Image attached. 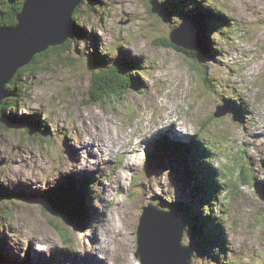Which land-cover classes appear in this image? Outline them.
Returning <instances> with one entry per match:
<instances>
[{
    "label": "clouds",
    "instance_id": "clouds-1",
    "mask_svg": "<svg viewBox=\"0 0 264 264\" xmlns=\"http://www.w3.org/2000/svg\"><path fill=\"white\" fill-rule=\"evenodd\" d=\"M20 2L24 11L28 0ZM156 2L164 5L166 0ZM202 4L230 20L208 34L214 58L201 59L197 50L195 56L171 48L165 54L163 47L174 41L172 34L184 21L179 15L165 19L153 10V0L95 4L79 0L75 8L81 6L85 14L74 15L73 10L72 19L77 27L99 36L98 49L109 58L107 66L90 68L89 56L96 47L87 38L69 36L62 41L68 44L59 56L50 52L38 62V70L16 77L10 89L19 92L10 95L13 104L0 110L20 115L39 112L51 134L16 131L27 126L0 127V184L31 183L46 191L62 173L95 171L89 189L99 212L89 226L77 228L48 208L42 216L40 201L0 198V232L7 234L11 245L20 246L21 257L31 242L48 256L61 248L91 253L104 264H145L139 254L144 211L149 206L170 211L161 201L172 204L177 199L170 168L151 174L146 170L145 142L174 124L176 131L194 136L208 151L205 162L216 169L220 185L201 210L223 227L226 251L215 247L218 259L193 254L201 264H264V197L257 190V181L264 182V0H202ZM19 24L20 19L0 28ZM121 48L140 60L138 68L118 71L113 61ZM102 70H114L120 82L94 96L96 78L105 74ZM136 75L146 87L131 86L130 77ZM226 99L246 105L243 121L232 111L217 115ZM66 138L81 149L79 161L67 153ZM85 145L93 146L94 156ZM53 215L68 225L71 243L66 242L68 236L48 230L46 220ZM180 245L191 246L188 226Z\"/></svg>",
    "mask_w": 264,
    "mask_h": 264
},
{
    "label": "rangeland",
    "instance_id": "rangeland-1",
    "mask_svg": "<svg viewBox=\"0 0 264 264\" xmlns=\"http://www.w3.org/2000/svg\"><path fill=\"white\" fill-rule=\"evenodd\" d=\"M154 1H156V0H154ZM173 1L177 2V4L179 1H184L185 6H188L192 0H173ZM98 2H102V0H90V3H92V4H95ZM171 2H172V0H166V3L164 5H162L163 6L162 9L169 13L170 18L172 15H179L183 18V21H184L187 18V16H186L187 13H185V11L182 9V7H180L179 5H176V3H173L174 4V6H173ZM150 7H151V5H150ZM167 7H169V9H168L169 11L166 9ZM7 9L8 8H4L3 13H5V11H7ZM84 14L85 13H83L81 11V6H79V15H84ZM156 15L159 18V15L158 14H156ZM219 16L215 15L211 21L210 20L208 21V24H209L211 31L215 30L216 28H218L222 25L230 24L229 21H227L224 18L219 17ZM193 25L194 24L192 23L190 25V27L193 28ZM194 27H195V25H194ZM83 30L86 34V38L91 41L90 46L96 47V51L91 53L89 56L90 68H96L97 65H102V64H103V66H107V64L110 62L109 58L107 56L101 55L99 52V49H98V43H99V39H100L99 36L95 32L88 33L85 29H83ZM195 31H196V29H195ZM189 32H191V31H189ZM193 38L195 39L196 37L193 36ZM205 39H206L207 47H208V45H210V42L208 44L207 37H205L204 40ZM201 40H202V38H201ZM145 43L147 44V42H145ZM201 44H202V42H201ZM202 46L203 45H201L197 49L202 48ZM205 46H206V43H205ZM169 48H171L175 52H179L175 48L168 47V46L163 47V52L165 54H167ZM97 53L100 54V56H97ZM53 55L59 56L57 54H53ZM215 55H216V52L214 51L210 54L205 55L204 59L214 58ZM96 56L102 57L104 59V61L99 63V64H96V62L93 61V58H97ZM123 61L133 63L135 65V68H138L140 66V60L138 58L133 57L129 51L121 48L119 57L115 61H113V63L121 66L120 64ZM36 69L38 70V66L36 67ZM133 77L134 78H132V79L136 83V87H134V88L139 89L141 87H146V84L141 77H139L138 75L133 76ZM7 93H8V90H7ZM223 106L226 108L227 112L232 111L235 114L236 119H239L241 121L244 120L245 113L247 112V108H246L245 104H243V103L237 104L233 100L231 103L230 99H226ZM221 108L222 107L218 108V110L220 111ZM5 112L7 115L10 114V111H8V110ZM13 112L17 113L15 111H13ZM34 114L39 116V119L41 122H44L41 119V114L39 112H36ZM14 126L24 127L25 125L24 124H19V125L16 124ZM4 128H7V127H4ZM16 131L21 132V134H26L29 131L30 132L33 131L32 133H35V132H39L40 130L36 126L31 125V128H29V129H26V128L25 129H16ZM50 134H51V130H50V127H48L46 135H50ZM37 135H38V133H37ZM184 142H186V144H188V143H190V144L199 143V141L194 136L182 135L181 133L176 131L175 126H169L165 129L158 131L151 139H149L145 142L146 143V155L150 151L151 146H154L155 148L158 147L157 152H156L154 158L152 159V161L147 162L148 161V159H147L146 170L148 171V173L151 174L153 172L158 173V172L162 171L163 169L170 168L171 169V179L177 188V199L180 198L179 200L176 199V201L174 203L175 204L176 203H182L183 205H187V204H189V202L192 201L193 202L192 205L195 206V209H194L195 213L198 214L201 212L204 219L208 220L209 216H205L201 210L202 209L201 206H203V205H200L202 196L197 195L195 192V188H196L195 179L193 177H191L192 179H188L187 177H189V176L183 174L185 170L182 168V165L180 164L181 162H179V163L175 162L177 160L172 158L169 155V152L163 150V149H167V148L171 150L170 147H172V149H173L174 146H177V144H181ZM157 143H161V145L158 146ZM84 147L89 148V155L90 156L95 155L91 151V147H93V146L85 145ZM65 148H66V151L72 160L79 161L81 149L76 148L71 143L70 139H68V138L65 139ZM206 152H207V150L205 148H203L202 153H200L198 151L194 152V149H193V153H191V154L194 155L196 158L195 159V165H197V163H202V161L204 160L202 155H201L202 158L201 157L197 158L196 154H203ZM109 163H111V162H109ZM253 163H254V161H253ZM195 165L193 163H189L188 164L189 170H193ZM214 170H216V169H214ZM97 171H99V168H97ZM68 176H70L71 179H73V178H77V179L87 178L90 180V184H91L96 179V172L95 171H89V170L85 169V170H81V171L74 170L69 174H63L62 173L60 178L56 181V184L62 182L63 179H65ZM210 178H212V177H210ZM184 179L191 180V182L189 181V184L187 185V184L181 182ZM192 182H193V184H192ZM191 186H193V187H191ZM7 187L12 191L10 194V197L8 195L7 198L20 197V198H23L26 200H31V201H35L34 199H39L41 201L45 200L42 197V194L44 193L45 190L36 189L32 186L31 183L18 182L15 184H11ZM51 187L52 186L50 185L47 190H49ZM257 190L261 194V196L264 197V182L257 181ZM82 191L84 194V200H85L84 202H86L85 203V213L87 211L86 206L88 205V207H87L88 208V214L83 217V219H82L83 222L80 225H76L72 222H68L69 224H72L77 228H85V227L89 226L91 224V222L93 220H95L97 218V216L99 215L98 210L92 204V197L90 195V189L88 192V189L83 187ZM206 202L209 203V201H206ZM161 203H162V205H164L165 207H168V208H173L175 205L174 203H172V204H170V206H167L169 204L166 201H161ZM38 207L40 208V213L42 216H45L47 214L48 209L50 211H53L54 213H57L49 204H47L45 206L39 205ZM94 211H96V214H93ZM179 215H180V212H179ZM215 221H216V219H215ZM88 222H89V224L87 225ZM259 222L260 221L258 220L257 223H259ZM46 223H47L48 230L53 235H56L59 237L68 236V240L66 242L67 243L72 242L71 235L68 231V225L66 224V222H64L62 220V218L60 216L53 215L50 220H46ZM54 225H56L57 228ZM58 226L61 229V231L58 228ZM187 226L189 228V235L191 236V244L194 245V253L198 254L199 256H209L213 259H218V256L213 254V249L215 247L219 246L221 251H226L225 245H226L227 241H226L224 229L221 226V224H219V227H217L216 229L213 226V229L205 231L206 237H204L203 239L202 238L198 239V236H196V234H194L195 233L194 230L190 229V226H191L190 223L187 224ZM0 235L6 236L7 245L5 246V248L3 250L7 251L9 254H11V257L6 262V264H45L46 260H47L46 262H51L52 264H100L99 262L90 263L89 257H90L91 253H88L89 255L88 254L80 255L79 253H73V252L69 251L68 249L54 248L52 250L51 256H48L44 252L36 251L34 248V245L31 242H30V245L26 251V254L23 257H21L19 254V251L17 250L20 246L19 245H17V246L11 245L9 242L10 238L7 236L6 233L0 232ZM91 239L93 240V242H95L96 236L93 235V237ZM204 244H206V245H204ZM196 254L193 255L192 264H201L200 258ZM53 262H56V263H53Z\"/></svg>",
    "mask_w": 264,
    "mask_h": 264
},
{
    "label": "trees",
    "instance_id": "trees-1",
    "mask_svg": "<svg viewBox=\"0 0 264 264\" xmlns=\"http://www.w3.org/2000/svg\"><path fill=\"white\" fill-rule=\"evenodd\" d=\"M171 3L173 6H174L173 3H176V5H179L180 7H182L185 13H187L186 14L187 18H191L193 20V23L196 28V33L197 35H199V37L202 38V41H203L202 48L196 49L197 55L201 59H204L205 55L214 52L215 50L211 47V43L207 47L206 39L204 40L205 37H207L208 39V34L211 32L208 21L209 20L211 21L215 15L217 16L220 15L219 17H222L225 20L230 22L229 18H227L221 13L214 11L211 8H205L202 4V0H192L190 3L192 5L191 8H189V5L185 6L184 1H179L177 4V2H174L172 0ZM4 8H8L7 11H5V13H3ZM22 8H23V3H21L20 0H0V26L16 24L17 14L22 10ZM166 9L168 10L169 7H167ZM74 15H79V7L74 12ZM75 28H76L75 33L72 34L71 36L79 37V38H86V34L83 28H79L77 26ZM70 39L71 38H69V40ZM205 43H206V46H205ZM67 44H68V41H66L64 44L58 45L56 47H52L42 53L37 54L36 57L32 60V62L29 65L21 68L17 72V74L14 76L13 80L9 83V85L6 86L8 90V95L3 100V102L0 104V107H7L13 104V101L15 98L10 95H17L19 90L17 88H13V89H10V88L14 87L15 84L17 83L16 77H19L21 73L29 71L32 68H36L38 66V62L41 59L46 58L50 52L52 54L60 55L61 52L67 46ZM208 44H209V40H208ZM166 46L173 47L179 52H185L186 54L190 56L196 55L195 50L187 51L183 49L182 47L174 45L171 42V40L166 42ZM97 56H100V54L97 53ZM93 61H95L96 64H99L103 62L104 59L102 57H97V58H93ZM120 65L121 66L117 64V68H118V71L121 73H126L130 71L131 69L135 68V65L133 63L127 62V61H123ZM101 66H103V64L97 65V67H101ZM102 71H104L105 74L96 78V84L92 90L94 96H102L107 89L118 86L120 82L119 74L115 72L114 70H102ZM132 78L134 77L133 76L130 77V84L132 87H136V83L133 81ZM0 111L3 112V114L0 115V126L3 128L8 127V125L14 126L16 124L17 125L24 124L28 128H31V125H34L37 128H39L40 130L39 132L41 134L43 135L47 134L48 126L46 125L45 122H41L39 119V116L35 114L19 115L18 113H14L12 111L10 112V114L7 115L5 112L7 111V108L0 110ZM159 145H161V143H159ZM197 145L198 143L177 144V146H174V148H176L177 152H179L181 155L184 156L183 157V160H184L187 158L186 155L194 156L191 154L193 153V149L202 153L203 151L202 145H200L198 149H196ZM157 148L158 147L155 148L154 146H151V149L149 152V160L154 158L157 152ZM201 155L203 156V158H205L208 155V153L206 152L203 154H196V157L200 158ZM175 162H179V161H175ZM180 164L182 165V168L185 171H188L189 175L190 173H193V176L191 177L195 179V183L196 185H198V190L195 188V192L197 195L202 196L200 205H204L205 203H207L206 201L210 202L214 194L220 188V185L216 181L217 171L214 170V168H212L211 166H209L205 162V159L202 161V163H197V165H195V163L193 162V164L195 165L193 170H189V166L184 165V163L182 162ZM194 172H197L196 175ZM205 183L207 184L208 188L204 186ZM89 184H90V180L87 178L71 179V177L68 176L65 179H63L62 182L57 183L55 184V186H52L49 190L44 191V193L42 194V197L58 214L62 215L66 219L67 222H72L76 225H80L83 222L82 220L83 217L86 216L88 213L87 207H86L87 211L85 213V203L86 202H84L85 200H84V194L82 190L84 187V188H87L89 192ZM11 192L12 191L7 186L0 184V198H5L8 195L10 197ZM174 207L173 209L179 210L182 214L181 216L185 217L187 224L190 223L191 225L190 229L194 230L196 236H198V239H201V238L203 239L204 237H206L205 231L213 229V226L215 229L219 227V223L215 221V218L213 216H209V219L205 220L201 212L198 214L195 213L194 211L195 206L192 204L183 205L182 203H176ZM54 226L57 228L56 225ZM6 245H7L6 236L0 235V264H6V262L11 257V254L3 250ZM45 264H52V263L45 262Z\"/></svg>",
    "mask_w": 264,
    "mask_h": 264
},
{
    "label": "water",
    "instance_id": "water-1",
    "mask_svg": "<svg viewBox=\"0 0 264 264\" xmlns=\"http://www.w3.org/2000/svg\"><path fill=\"white\" fill-rule=\"evenodd\" d=\"M78 2L79 0H28L24 11L23 8L21 10L23 12L20 17V12L17 15L16 24L20 19L19 26L0 28V101L7 97L6 86L13 80L10 79L15 71L14 76L21 68L29 65L37 54L65 43L62 41L75 33L72 12L79 7L75 8ZM153 3L154 11L165 19H170L169 13L162 9L161 4L154 0ZM192 23L191 18H186L181 27L172 34L174 41L171 42L187 51L202 45L194 25L193 28L190 27ZM57 42L61 43L45 48ZM180 44L191 49H186ZM225 112L226 108L225 111L220 109L217 115ZM34 200L48 204L46 200ZM186 226L185 218L180 216L177 210L161 211L155 206L147 207L139 230V254L144 257L145 264H189L194 245L191 244L188 248L180 245V236Z\"/></svg>",
    "mask_w": 264,
    "mask_h": 264
},
{
    "label": "bare ground",
    "instance_id": "bare-ground-1",
    "mask_svg": "<svg viewBox=\"0 0 264 264\" xmlns=\"http://www.w3.org/2000/svg\"><path fill=\"white\" fill-rule=\"evenodd\" d=\"M21 12V11H20ZM75 27H76V25H75ZM72 35V34H71ZM201 42H202V45H203V41L201 40ZM64 44V43H63ZM197 49V48H196ZM196 49H194V50H196ZM190 51H192V50H190ZM34 59V58H33ZM32 59V60H33ZM231 100V99H230ZM231 103H232V100H231ZM221 110L222 111H225V107L224 106H222V108H221ZM219 112V110L217 111V113ZM172 126H175L174 124L172 125ZM158 138V137H157ZM186 142H184V143H181V144H185ZM158 144V146H159V143H157ZM201 145V143L199 142L198 143V145H197V147H196V149H198V147ZM161 148V147H160ZM171 148V150L170 149H163V150H165V151H167V152H169V155L172 157V158H174V159H176L177 161H179V162H182V163H184V165H188L189 163H195V156H189V155H186V159H184L183 160V155H181L179 152H177V149L176 148H173L172 149V147H170ZM174 150H175V152H174ZM196 150H194V152H195ZM147 159H149V156H147ZM179 162H177V163H179ZM148 166V165H147ZM177 167V166H176ZM195 173V175H196V173L197 172H194ZM184 175H188L189 177H187L188 179H192L191 178V176H193V173H190V175H189V173H188V171H184V173H183ZM184 178V177H183ZM189 181L191 182V180H187V179H184V180H182L181 182H183V183H185V184H189ZM192 184H193V182H192ZM204 186L206 187V188H208L207 187V184L205 183L204 184ZM191 187H193V186H191ZM196 189L198 190V185H196ZM83 192V191H82ZM180 195V194H179ZM180 199V198H179ZM179 199H177V200H179ZM193 202L191 201V202H189V204H192ZM189 204H187V205H189ZM201 204V203H200ZM167 206H170V205H167ZM86 207H88V205L86 206ZM87 210H88V208H87ZM185 210V209H184ZM183 210V211H184ZM170 211H175V209H170ZM192 211V210H191ZM88 214V213H87ZM93 214H96V211H94L93 212ZM181 215V214H180ZM193 217V216H192ZM195 219V218H194ZM89 224V222L87 223V225ZM189 224V223H188ZM204 229V228H203ZM199 233V232H198ZM195 234V233H194ZM193 243V242H192ZM6 255V254H5ZM89 255V254H88ZM7 256V255H6ZM89 257V256H88ZM7 258V257H6ZM60 258V257H59ZM90 258V259H89ZM88 259H89V261H90V263H95V262H99L100 264H104V262L103 261H100V260H98V258L95 256V255H93V254H90V257H89ZM60 260V259H59ZM47 261V260H46ZM45 261V262H46ZM51 261V260H50ZM53 263H56V262H53Z\"/></svg>",
    "mask_w": 264,
    "mask_h": 264
}]
</instances>
